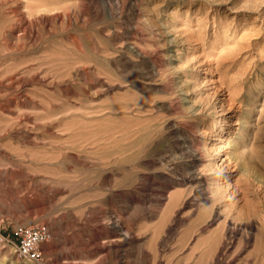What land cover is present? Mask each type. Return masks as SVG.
Wrapping results in <instances>:
<instances>
[{
	"label": "rangeland",
	"instance_id": "374dc122",
	"mask_svg": "<svg viewBox=\"0 0 264 264\" xmlns=\"http://www.w3.org/2000/svg\"><path fill=\"white\" fill-rule=\"evenodd\" d=\"M0 264H264V0H0Z\"/></svg>",
	"mask_w": 264,
	"mask_h": 264
},
{
	"label": "built area",
	"instance_id": "2783aa9c",
	"mask_svg": "<svg viewBox=\"0 0 264 264\" xmlns=\"http://www.w3.org/2000/svg\"><path fill=\"white\" fill-rule=\"evenodd\" d=\"M49 230L47 226L23 225L16 226L12 230V240L16 254L19 258L27 260H38L42 257V244L47 241Z\"/></svg>",
	"mask_w": 264,
	"mask_h": 264
},
{
	"label": "bare ground",
	"instance_id": "6f19581e",
	"mask_svg": "<svg viewBox=\"0 0 264 264\" xmlns=\"http://www.w3.org/2000/svg\"><path fill=\"white\" fill-rule=\"evenodd\" d=\"M221 114H224L223 111H219V112H218V115H221ZM223 146H224V145H223ZM219 150H221V149H220V148L217 149L218 152H219ZM220 171H221V170H220ZM219 177H220V176H216V179H219ZM219 195H220V194H219ZM114 239H115V238H114ZM124 239H126V238H124ZM114 243H115V242H114Z\"/></svg>",
	"mask_w": 264,
	"mask_h": 264
}]
</instances>
